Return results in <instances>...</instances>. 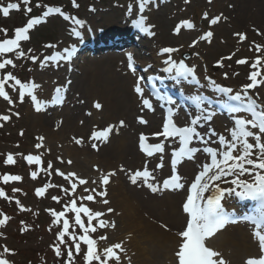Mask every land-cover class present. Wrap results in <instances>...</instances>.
I'll use <instances>...</instances> for the list:
<instances>
[{
  "label": "snow or ice",
  "instance_id": "snow-or-ice-1",
  "mask_svg": "<svg viewBox=\"0 0 264 264\" xmlns=\"http://www.w3.org/2000/svg\"><path fill=\"white\" fill-rule=\"evenodd\" d=\"M189 0H185L187 4ZM24 5H29L31 0H22ZM74 7H79L76 4V0H72ZM211 3V0H209ZM151 4V0H138V9L140 13H143L147 6ZM21 4L18 2H8L5 4L0 3V13L3 17L7 18L10 15V11H19ZM36 7H41L40 3L36 4ZM46 10L40 16H34L27 20V23L23 27H17L14 30L13 38L0 39V57L5 56L9 53H15L17 57H25V51L21 50V42L30 39L28 33L35 25L43 22L48 16L52 14H60L64 16L65 19H72L76 26H83L84 21L69 17L66 15L60 7L44 6ZM94 10V9H91ZM129 11H132V5H129ZM25 12L31 13L32 8L26 7ZM222 15V14H221ZM221 15H217L209 20L210 25H215L221 20ZM209 16L208 12L203 13V17L207 19ZM226 19V18H225ZM146 17L140 15L137 20L133 23L137 27L149 36L154 35L151 31V25L145 24ZM186 27L188 29L194 28V24L189 20H183L180 24L176 26L174 31L178 34L181 31V27ZM5 35L7 34V29H0ZM257 34L259 30H256ZM73 34L77 37L81 35L77 28H73ZM213 36L211 31H206L201 35L198 40H193L190 47H194L198 44L200 40H210ZM238 39L243 42L246 39L244 33H234ZM255 43V42H254ZM46 47L53 48L55 45H46ZM75 46L66 47L63 51H57L51 55L44 56L43 60H40V66L46 67L49 62L59 63L61 60L70 61L73 55ZM256 51L261 50V45H255ZM31 49H28V53H31ZM178 49L172 47H164L160 49V54H167V58L164 59V64L166 67L164 71L173 74L171 78L173 80L179 81L181 78L185 81L191 80L195 84L199 85L200 80L196 75L195 65L189 66L184 60L177 62L172 58V53L177 52ZM234 55V53H233ZM34 63L39 60L36 55H31L29 57ZM128 68L130 71L135 73L136 69L134 66V60L131 53L127 56ZM231 59V56L226 58H221L217 61V64L223 67V60ZM261 57L257 56L255 62L252 63L251 67L254 69L250 72L248 79L250 83L241 85L239 91L233 90L232 87L224 86L216 82V80L211 77H205L208 81V86L212 88L216 93L223 94L226 99L222 104V108L231 114L233 120V127L228 130V135L218 134L214 128L208 127L206 132H201L198 130L199 127H203L209 124L216 114L215 110L209 109L205 106L207 98L200 94H195L190 96V99L195 103L199 109L198 114L190 118V121L185 126H178L174 121V116L176 112L173 107L169 106L167 108V115L162 125V130L152 133L151 136L155 138L163 137L164 141H170L169 146L171 147V141H177L179 143L178 148H172L171 152V175L162 181V185L157 183H150V180H155L156 177L153 175L147 167V163L143 170H135L129 176L132 184H137L139 180H143V183L152 191L157 192L160 190H181L185 185L181 182L182 177L177 171V165L182 163L184 159H194L195 154L198 152H203L207 154V162L203 163L201 170L195 176L194 181L190 184L189 193L186 198V202L183 204V211L188 215L186 221V227L178 233L180 238L178 250L175 252L177 258V264H226L220 253L213 250L211 247L206 246L205 241L208 238L213 237L220 229L224 228L227 223L236 222L230 215L228 211L224 208L222 200L226 195H235L241 200L254 201L255 209L253 213L245 216L244 219L250 221L255 226V231L253 233L254 237L258 239L259 248L261 253H264V104L259 103V96H253L249 93V90L256 88L261 83H264V75H262L258 65L260 64ZM237 64L248 63L246 58H242L236 61ZM7 66L16 67L14 60L11 58H4L0 60V70H5ZM258 76L262 77L258 80ZM225 79H227V73H224ZM159 79L158 77H148V83L151 85L152 95L158 100H163L165 103H170V100H166L160 93L159 89L156 87L154 81ZM144 77H138L136 84L134 86V91L141 97V103L143 108L154 111L153 104L148 97L144 95V87L141 86ZM9 82H12L9 84ZM8 84L13 91H16L17 86H19V101L22 103L25 99L26 94L30 95L31 101L37 111L42 110V108L48 103H62L60 97V88L55 90L56 95L52 97L51 101H41L34 94V90L39 87V85L34 82L29 84L22 82L17 78L11 71L4 72L2 77H0V98H3L8 104H13V99L6 90L5 85ZM97 110L102 108L99 102H95L93 105ZM11 112V109H9ZM240 113L250 114L251 118H246L243 115H238ZM13 115L19 116V113H13ZM91 115V113H88ZM11 119L10 115L0 114V121L8 122ZM138 121L142 124H146L147 121L143 117H138ZM120 125H124V121H120ZM3 127V124H0ZM114 126L109 125L107 128L101 131H93L91 133L90 139L94 140H107L108 136L112 132ZM20 135H23V130H21ZM213 137L215 140L213 141ZM230 137V138H229ZM41 143H37L35 147L37 149L43 146L42 142L44 137L37 138ZM76 144L82 143V138H73ZM250 139L252 142H250ZM149 137L144 133L140 134L139 137V147L140 150L146 154L148 157L154 156L156 153H164L165 144L163 141L159 143H148ZM195 142L203 145V148L193 146ZM211 143H215L218 147L211 146ZM93 149H97V144H92ZM29 165L35 163L37 165L41 164V156L29 154L24 157ZM160 163L156 165L157 169L162 168L163 156L161 155ZM5 165H13L16 163L12 153H8L4 159ZM71 164V161H68ZM51 162L48 164V169H51ZM44 169V171H48ZM121 171H124L123 166H121ZM131 171V170H130ZM58 175L64 177L70 182V189L60 186L61 191L65 195H71L75 197V192L77 189V183L72 182L75 178V173H67L56 169ZM51 173H49L50 175ZM31 178L35 179L38 175L37 171L30 173ZM115 175V172H110L108 174L101 175V184L106 186L110 182V176ZM245 175L249 176L251 179H242ZM232 179L229 180L228 178ZM3 183L7 184L10 181H21L22 177L20 175L3 174ZM79 185H84L87 183L84 179H78ZM93 184L96 181H92ZM221 184H230V187H221ZM53 187L51 184H46L43 187L35 189V194L37 197L43 196L47 188ZM20 191L19 189H13V192ZM88 192V189H85ZM92 192H96V189H92ZM205 193H208L206 196ZM99 197H105L106 187L96 192ZM0 197L7 200H12L6 194L4 188L0 187ZM52 199L57 203L61 202L59 196H53ZM81 200H87L94 202L95 197L92 194H88L86 197H81ZM103 204L107 205L109 201L103 199ZM16 204L20 211H30L26 209L19 200H16ZM51 215L55 218L52 223L59 224L62 217L66 216V213H74L75 225H78L82 230V235L77 236L75 232L69 233V220L67 218L63 219L62 230L58 231L57 239L59 243L53 245V251L56 257L64 256L62 252L61 245H64L67 249L65 264H73L75 259L73 248L76 255H80L82 248L81 242L87 245V250L83 253L84 264H93V261L98 262V264H108L110 259H115L116 264H119L120 256L114 250L123 251L122 245L120 243H115L111 246L105 247L102 251H97L96 243L97 241L92 239L89 235L90 232L94 233L99 228H105L107 222L101 217L104 215L101 211H92L89 207L84 206L81 203L77 205L76 198L70 199L68 203L64 205L63 211H56L53 209H47ZM114 210L112 208H107V212L111 213ZM81 213L87 216V226L81 217ZM0 227L6 225V223L11 219V217L0 212ZM93 219L97 221V224L93 225ZM24 224V221H21ZM115 226L114 222L111 225ZM26 227H22L21 231H26ZM51 230V229H49ZM68 235L71 238L72 245L69 246L65 240V236ZM0 236L3 233L0 232ZM101 240L106 239V237H100ZM0 264H13V261L6 257V254L14 255L15 252L9 249L6 245H0ZM101 256L104 259H101ZM220 257L219 259H216ZM246 264H264V254L260 255L259 258H248Z\"/></svg>",
  "mask_w": 264,
  "mask_h": 264
},
{
  "label": "rangeland",
  "instance_id": "rangeland-1",
  "mask_svg": "<svg viewBox=\"0 0 264 264\" xmlns=\"http://www.w3.org/2000/svg\"><path fill=\"white\" fill-rule=\"evenodd\" d=\"M19 1L21 4L20 11L12 12L10 15L5 18L3 17L2 13H0V29H7V34L5 35L2 31H0V38L11 36L14 37V30L17 27H23L26 25L27 20L29 19L28 13L25 12L26 7L32 8V14H40L41 7L37 8L36 4L40 3L42 7L47 4H64L63 0H31L29 5H24L22 0H13ZM84 3L81 5V10L77 13L79 15L85 16L87 13V8L89 5H94L96 7L101 6V4H105L106 7H110L111 12L114 13L118 17V12H120L115 4L120 3L123 5H128L130 3H134V0H82ZM102 1V2H100ZM138 1V0H136ZM214 0H189L186 4L185 0H174L171 4L165 5L164 7L156 8L150 14V22L153 23L156 27V31L159 33L154 38V42L157 44L154 50L158 46H167L178 49L177 53L179 58H184L185 54H189L190 58L188 61L195 66L198 67V71L201 74H205L207 70H210L216 73V70L213 69V63L215 61L221 60V58H225L227 55H233L234 53V60H223V67L218 69L217 71L220 74L228 73L230 80L229 82L235 85H242L246 82L247 73L250 71L248 64L244 66H238L235 63V59L240 57H247L252 63L255 61L257 56L264 57V30L261 26L257 25L254 21L249 18H246L245 24H241L240 22L237 23L238 17V10L237 6L233 0H223L221 4L217 7H212V3ZM66 2L69 6H72V0ZM81 3V0H79ZM161 3L160 0H156V3ZM66 5V4H65ZM154 7V5L152 6ZM221 8V10H220ZM71 9V7H69ZM208 12L209 19L203 20V13ZM226 14V19L221 20V24L218 23L212 28L214 31V37L209 40V42H202L199 43L195 47H190L193 40L198 39V31L192 30L190 32H186L184 29L177 34L174 29L178 24L181 23L183 20L192 19L195 20L198 24V28L204 27V29H209L207 25H210L208 22L210 18L215 17L216 15ZM251 12H255V8H252ZM111 14V13H110ZM120 16L122 14L120 13ZM202 20V24L199 25V21ZM97 24L105 25L104 21L98 20L96 21ZM67 24H64L60 21L59 18L51 19V21L47 25H43L41 27L35 28L32 32V39L28 41L21 42V50L25 51L26 58L17 57L15 53L10 56L9 53L8 58L14 60L16 67H6L5 70H0V77L4 74V72L11 71L17 78H19L22 82L29 83L33 80V78L39 80L41 83L43 79L40 78L41 66L40 60H42L44 52L48 54L49 50L46 45H54L58 44L59 42L63 41L64 37L66 36V28ZM183 27V26H182ZM181 27V28H182ZM164 33V39L160 41L161 33ZM262 33V35L257 34V31ZM197 31V32H196ZM244 33L248 35V38L241 42L237 36H234V33ZM195 36V37H194ZM261 36V37H260ZM255 42V43H254ZM256 44H263V49L260 54L256 51L255 45ZM28 49H31V53H28ZM149 55L153 53V50H148ZM31 55H36L39 57L35 63L29 59ZM115 68H117L118 63L115 64ZM264 69V59L259 64ZM245 77V79H242ZM223 78H225L223 76ZM237 79V80H235ZM226 81V80H225ZM12 82H9L11 84ZM18 87L16 91H13L8 84L5 85L6 90L9 92V95L13 99V104H8L3 98H0V114H7L11 116V119L8 122L0 121V124H3V127H0V177L3 174H12V175H20L22 180L13 183L8 182L0 183V187L4 188L6 194L10 197H13L12 200H7L5 198L0 197V212L6 214L7 216L11 217V219L6 223V225L0 227V232L3 233V236H0V245H6L9 249L14 250L15 254H6V257L9 260L13 261V264H65L66 260V253L67 249L64 245H61L62 252H64V256L56 257L53 251V245L59 243L57 239L58 231L62 230L63 221L59 224H53L52 221L55 219L47 209H53L56 211H63L64 205L68 203L70 199L76 198L77 203L85 202V200H81V197H86L88 194H92L95 197L94 202L88 203L92 207V211H107V208H112L114 211L110 213L114 217V219H107L108 221V230L105 228H98L96 232H90L89 235L98 243H96L97 251H102L105 247L111 246L112 242L107 241V238L110 237V233H115L120 237V242H128L129 236L123 233V230H126V226L120 223V218L123 215V211L119 210L120 207L115 208L112 203V187L107 188L106 192L109 193L107 196V200L110 201V204H103V200L101 198L97 199L96 192L103 190L105 187H97L99 184V178L96 179V183L93 184L92 182H88L84 185H79L78 179H82L87 175L88 170L94 172V168L92 164L95 163L96 166H99L98 161L91 160L88 163V170L81 169V163L86 162L87 156L80 159V164L77 165V162H73L69 155L67 154L64 144L54 141L53 144L49 143L48 136L45 133L41 132V129L38 127L34 128L31 127L32 117H33V110H32V101L28 98L27 101L20 102L19 101V90ZM130 81L127 80L126 85V94L127 97L132 100L135 104L133 112H131L130 118L132 120V125L136 122V116L140 115V111L138 109V104L134 99V95L130 91ZM73 96V95H72ZM75 96V92H74ZM123 96V95H122ZM100 100L104 103L105 101L100 98ZM86 105L84 108L90 109V100L84 99ZM105 106V105H104ZM71 108V105L68 106ZM11 109V112H9ZM13 111H17L19 116L13 115ZM61 113V112H60ZM84 114V113H83ZM77 119V118H76ZM124 121V125H120V121ZM130 120V121H131ZM78 122V119L75 120ZM80 125H82V121ZM128 120L126 118L125 112L121 109H116L110 114L104 113L101 114L97 118H93L88 122V130L87 133L82 135L78 138H84L85 142L88 144L87 149L88 151L93 152L90 147V137L93 130L97 128H103L107 125H115V129L118 128L119 131H123L124 134H128L131 130L130 124L127 125ZM84 124V123H83ZM50 127L52 131L59 132L58 129H55V125L50 123ZM54 129V130H53ZM21 130H23V135H20ZM56 130V131H55ZM134 130L131 131V134ZM78 136V133H76ZM67 133L65 140L67 139ZM72 136V135H71ZM44 137L42 142L43 146L39 149L35 147L37 143H41L37 138ZM132 142L134 147L136 146V134H132ZM89 138V139H88ZM115 139V137H114ZM112 139L110 147H114L115 140ZM90 141V142H89ZM61 142H63L61 140ZM8 153H12L16 163L13 165H5L4 159L6 158ZM32 154V155H39L41 156V164L37 165L35 163L34 167H30L27 161L24 159L25 156ZM71 161V164L68 161ZM51 162V169H48V164ZM118 164H124V162L116 161ZM95 167V166H94ZM128 169H136L140 168L136 166H126ZM85 168V167H83ZM44 169H48V171H44ZM56 169L64 173H75L76 176L73 178V182L77 183V188L75 192V197L71 195H65L62 191L60 186L64 188L70 189V182L66 180L64 177L55 175ZM113 169L108 168V171ZM33 171H37L38 175L35 179L31 178L30 173ZM49 173H51L49 175ZM87 173V174H86ZM96 173V172H94ZM97 174V173H96ZM1 181V180H0ZM46 184H51L53 187L47 188L43 196L37 197L35 194V189L39 187H43ZM88 189V192H85V189ZM96 189V192H92V189ZM13 189H19L20 191L13 192ZM132 195V193H129ZM143 201H148L150 198H153L152 195H145L139 193ZM53 196H59L61 198V202L57 203L52 199ZM146 197H149L148 199ZM159 199V197H156ZM16 200H19L20 203L26 208L30 209V211H20L19 207L16 204ZM137 204V201L133 202ZM181 204V196L179 198V203L177 208H180ZM138 205V204H137ZM79 206V205H78ZM160 205L158 206L159 209ZM106 211H103L105 210ZM143 209L140 208L139 212L142 215L144 220H147L146 217L149 215L146 212H141ZM66 218L69 220V233L73 231L77 236L82 235V230L79 228L78 225L73 223L72 218L74 215L72 213H66ZM2 218V216H0ZM62 220V219H61ZM21 221H24V224H21ZM83 221L87 226V218L83 216ZM154 224L157 228H162V223L159 222V218L153 219ZM75 222V221H74ZM96 220L93 219V225H96ZM114 222L115 226L112 227V223ZM158 222V224H157ZM151 223V222H150ZM182 226V225H181ZM22 227H26V231H21ZM117 228H121L122 231H118ZM51 229V230H49ZM163 229H166L165 232L167 233H174L175 230L172 227H169V231L167 226ZM162 230V229H161ZM123 233V236H120ZM106 237V239L101 240L100 237ZM112 238V236H111ZM137 239H140L139 235H137ZM65 240L69 244L72 245V241L70 236L66 235ZM119 241L115 243H119ZM126 244V243H125ZM133 247V244H132ZM81 254L76 255L75 250L73 248L74 253V261L73 264H84L83 260V253L87 250V245H84L81 242ZM123 248V247H122ZM125 251L121 252L120 250H114L118 254H120V261L119 264H136V262L127 255L130 251L131 253H136L135 249L132 251V248L126 249ZM2 251V249H0ZM134 255V254H133ZM126 257V258H125ZM135 258V255H134ZM152 259L153 256H150ZM103 260L104 257L101 256ZM93 264H98V262L93 261ZM108 264H116L115 259H110ZM176 264V263H175Z\"/></svg>",
  "mask_w": 264,
  "mask_h": 264
},
{
  "label": "bare ground",
  "instance_id": "bare-ground-1",
  "mask_svg": "<svg viewBox=\"0 0 264 264\" xmlns=\"http://www.w3.org/2000/svg\"><path fill=\"white\" fill-rule=\"evenodd\" d=\"M2 1V0H1ZM12 0H3L4 4L11 2ZM223 0H214L212 3V7H217L221 4ZM237 6V10L239 12L237 17V23L245 24L246 18L251 19L257 25L261 26L264 30V0H233ZM252 8H255V12H251ZM221 10V8H220ZM101 11V10H100ZM96 14V12H94ZM249 16L247 17L246 16ZM101 19L105 20L106 26L109 27L113 24L115 20L112 19L110 13L103 14L101 11L100 16ZM98 18V19H99ZM222 18H226V14L223 12ZM84 21L85 28L88 26L89 29L99 30L101 26L97 23V18H95L94 14H86V16L82 19ZM225 21V20H224ZM202 24V20L199 21V25ZM221 24V23H220ZM128 26L125 24L120 26L117 31H121L123 34L127 31ZM105 29V28H104ZM156 29V27L154 28ZM112 30V29H111ZM109 29L106 28L105 32H108ZM130 32V31H129ZM127 32L126 34H129ZM264 32V31H263ZM132 33V32H130ZM157 34H159L157 32ZM156 34V36H157ZM98 36L96 35V38ZM164 37V33L162 30L160 41ZM137 45V44H136ZM155 42L153 40H147L144 45H142V49L153 50L151 53V57L146 59L144 63H152L157 62L160 63V58L155 55V51L159 48H155ZM148 46V47H147ZM164 47V46H163ZM160 49V48H159ZM158 49V50H159ZM146 56V52L144 53ZM178 55V54H177ZM144 57V56H143ZM120 56L119 55H105L101 58L88 60L83 65V71L80 75L76 77L75 84L71 87L70 93L75 92L74 100L72 101L73 109L64 108L62 113H56L54 111L52 114H33V119L31 122V127L40 128L41 132L45 133L48 136L49 143L53 144L54 141L64 144L67 154L73 160V162H77L79 165L80 159L87 156L86 162L81 163V169L88 170V163L93 161H98L100 169L104 171H108L110 169H118L120 166H139L142 161V155L137 151L136 146L134 147L132 142V130H151L152 133L157 131V121H155L156 116L152 115V122L147 126H135L132 123L130 118V113L133 112L135 104L132 100L127 97V80L128 82L131 78L128 74L122 72L121 65L119 68H115V64L118 63ZM151 59V60H150ZM164 59L162 58V61ZM65 63H68L66 61ZM142 64V61L140 62ZM51 65H47L44 70L40 73L39 76L43 79L44 89L46 92L50 89L53 90L55 87L60 88L59 85H55V81L57 82L62 79L66 73H69L67 68L60 69L58 63L54 62L52 68ZM209 74V73H207ZM217 75V73H213ZM210 75V74H209ZM132 78H134L132 76ZM130 79V80H129ZM136 82V80H135ZM134 85V82L132 83ZM131 85V82H130ZM49 86V87H47ZM142 86V84H141ZM56 88V89H57ZM130 88V87H129ZM74 90V91H73ZM131 91V88H130ZM123 95V96H122ZM135 97V96H134ZM90 100V103L94 104L95 102H99L102 105L100 111H98L95 107L91 109L92 118H88L83 115V110L85 109V102L83 100ZM103 99L105 102L103 103L101 100ZM79 103V105H77ZM105 105V106H104ZM121 109L125 112L126 118L130 124L131 130L127 134H122L119 137H115L114 147L109 146L104 147L98 154H95L91 151H88L87 148H81L80 145L75 143L73 139L81 137L82 135L87 133L88 130V122L93 118L99 117L101 114L107 113L111 115V113L115 110ZM229 117V116H228ZM63 118V125L59 132L52 131L50 127V123L54 124V121L57 119ZM78 119V122L75 120ZM131 120V121H130ZM82 121V125H80ZM223 124V123H221ZM67 133L71 134L68 135ZM78 133V136H76ZM152 137V136H151ZM155 138V137H154ZM61 140L63 142H61ZM164 141V139H163ZM165 143H170V141H164ZM174 141H171V143ZM124 162L123 165H119L118 162ZM95 163L92 164L94 166ZM194 164L188 163L185 167L182 168L183 179L189 176L190 169L194 168ZM85 167V168H83ZM186 170V172H185ZM90 173H86L85 179L88 182L96 181L98 178V174L89 171ZM159 174L161 171H158ZM67 174V173H66ZM117 176L113 177L112 181V205L117 208L120 207L119 210L123 211V215L120 218V223L126 226V230H123L125 235L129 236L128 242H125L123 248L135 249L136 253H131L130 251L127 253L136 264H175L177 258L175 256V252L178 250L180 238L178 237L179 229L181 225L186 221L185 214L182 209V204L180 208L178 206L180 195H175V193L166 192L162 196V198H150L148 201H143L140 191H135L131 188H127L123 183V176L121 172L117 173ZM100 178L99 184L97 187H100ZM102 187V186H101ZM129 193H132L130 195ZM143 194V193H142ZM137 201V204L133 202ZM160 205L159 209L158 206ZM142 208L141 212H146L148 217L147 220H144L139 210ZM159 218V222L162 223V228H157L153 219ZM110 219V216L108 217ZM151 222V223H150ZM158 224V222H157ZM166 226L172 227L175 230V233H167L165 232ZM162 229V230H161ZM118 231H122L121 228H117ZM115 233H110L112 237V241H119L120 237ZM123 233L120 236H123ZM137 235H139L140 239H137ZM251 232L247 230V226L243 224H237L235 226L227 227L223 232L219 233L214 239H211L209 244L213 248V250L220 253V257L226 262V264H246V260L250 257H255L258 255V245L256 240H254L251 236ZM123 244V242H121ZM133 244V247H132ZM113 245V244H112ZM135 258H134V255ZM150 256H153L151 259ZM220 257H217L219 259ZM126 258V257H125Z\"/></svg>",
  "mask_w": 264,
  "mask_h": 264
}]
</instances>
